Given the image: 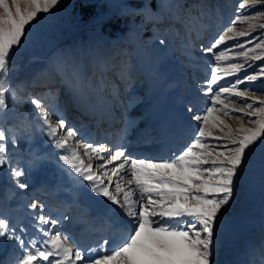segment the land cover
Here are the masks:
<instances>
[{
  "label": "snow or ice",
  "instance_id": "obj_1",
  "mask_svg": "<svg viewBox=\"0 0 264 264\" xmlns=\"http://www.w3.org/2000/svg\"><path fill=\"white\" fill-rule=\"evenodd\" d=\"M61 4L62 0H0V116L7 118L23 108L16 92L20 85L5 83L11 55L25 44L40 19ZM261 5L264 0H240L222 32L207 46L200 45L201 55L210 58L206 78L197 84L206 98L204 106L188 103L186 111L194 122L190 138L168 156H133L125 145L93 144L67 123L58 105L46 103L42 95H28L24 119L39 123L60 150L58 159L67 166L68 175L78 184L86 182L83 186L91 194L104 199L107 212L115 214L111 228L118 235L80 246L58 228L67 216L54 217L45 212L43 202H32L27 205L34 214L28 226L0 213V243L14 241L19 249L13 264H217L214 257L226 213L249 167V157L256 148L264 149V98L255 94L264 90V83L252 86L264 81V23L256 36L235 31L242 22L255 28L251 21L264 12L249 10ZM164 7L157 0L152 15H161ZM151 10L152 5L145 4L137 12ZM243 37L251 39H238ZM159 43L164 45L165 40ZM185 55L192 66L187 46ZM69 71L75 79L78 73ZM225 77L234 79L221 83ZM226 116L237 120L238 126L228 124ZM6 123L7 119L0 123V169H6L17 189L27 190L29 174L40 166L42 156L31 152L22 164L17 159L21 142ZM29 227L34 233H29ZM258 264H264V251Z\"/></svg>",
  "mask_w": 264,
  "mask_h": 264
},
{
  "label": "rangeland",
  "instance_id": "obj_2",
  "mask_svg": "<svg viewBox=\"0 0 264 264\" xmlns=\"http://www.w3.org/2000/svg\"><path fill=\"white\" fill-rule=\"evenodd\" d=\"M227 1L194 0L193 5H189L184 12L181 0H162L165 5L162 14L154 16L152 13L155 12L157 0H62V4L57 6V9L40 19L39 25L33 29L25 44L14 50L10 57V71L5 83L20 85L16 92L23 108L10 112L7 118L0 116V123L7 119L4 126L11 128L20 140L21 147L17 152V159L22 164L31 152L42 156L40 166L29 174L28 189H44L54 182L64 186L58 193L64 196L68 204L65 201L66 205L60 210V214L67 216L68 219L62 220L58 228L69 234L80 246H84L78 242L81 237L69 228H73L77 220L84 221L82 218L84 213L77 212L75 205L78 204L80 208L83 206L77 199L86 182L78 184L76 178L68 175L67 166L58 159V154H61L60 150L55 148L46 133L41 130L39 123L31 118L27 121L24 119L23 110L29 107L28 95H42L46 103L58 105L67 123L79 129L76 123L71 122L72 119L68 117V110L64 106L65 102L73 96V91L59 76L60 73H67L66 65L58 63L57 60L68 61L70 59L73 63L76 56L80 65L83 60L87 70L89 56L96 60L101 48L105 54L106 48L110 47L106 56L102 58L103 64L107 62L109 56L113 58L120 46L123 51L120 52L119 59L114 65L116 75L106 79L102 77L103 86L109 81L112 86L108 87L107 84L105 88L108 92L105 102H109L119 110L123 119L121 122L128 126L122 131L120 139L123 145L132 144L128 149L131 150L129 152L133 156L161 153L168 156L170 150L178 148L190 138L191 126L194 122L190 121L189 113L186 111L188 103L194 101L198 107L204 106L206 98L198 92L197 84H202L205 80L210 58L202 56L199 48L201 44L207 46L213 38L220 34L235 14L240 0H230V3ZM145 4L152 5L151 12L138 14L137 10ZM263 7V5L257 6L249 11L252 14L264 12ZM131 11L135 13L129 14ZM145 15L150 17L148 21H145ZM136 17H138L137 20ZM175 17L180 23L173 20ZM127 20H129L128 23H125ZM150 23L154 25L151 29L148 26ZM163 23H166V26H163ZM251 23L256 27L249 29L247 22H242L236 24L235 31H251L252 36L259 35L261 31L259 24L264 23V16H259ZM101 25L104 26L101 28ZM96 26L100 29L90 32L85 43L78 37V34ZM147 31H151L152 35L146 38L143 34ZM229 35L233 34L229 33ZM159 39H164L165 44L161 45ZM238 39L245 41L251 37ZM233 42L229 41V43ZM186 46L191 50L192 66H189L188 57L185 55ZM129 48L131 51L128 50ZM229 55L232 56L234 53H229ZM255 63L260 64L261 62L256 61ZM222 66L226 67L227 62H224ZM247 70L248 72L254 71L252 68ZM244 74V71L239 73L240 76ZM183 77L186 79L184 86L181 87ZM231 79L234 77H225L221 83L229 82ZM42 81L50 82L45 84L46 82L42 83ZM261 83L264 81L258 80L252 86L256 87ZM25 86L26 91H24ZM246 86L241 85V88ZM255 94L264 98V90L257 91ZM150 96L152 100H148ZM48 97H51V100ZM47 100L50 101L47 102ZM157 100H161L159 102L160 112L174 105L187 115L190 123L188 129L174 131L165 144L156 141V130L149 132L150 127L140 123L142 120L150 119L157 108ZM132 105L134 108L130 110L129 106ZM240 106V104L236 105V107ZM144 108L145 110L142 111ZM223 119L233 128L239 124L232 116H226ZM164 122V117H160L161 127ZM80 130L82 134L84 133V137L90 133L86 127H80ZM137 138H145L150 143L134 147L136 146L134 141L137 142ZM73 146L76 147V145ZM160 146L163 150L157 148ZM0 183V213L7 216L10 221H22L25 225L23 216L15 210L18 204L17 199H26V201H21L25 207L36 201L43 202L46 206L45 210L49 207V202L42 199L41 191L34 190L35 195L29 199L27 195L30 194L17 189L8 179L6 169H0ZM247 183L254 185L256 193L254 197L249 192L250 187ZM3 191L9 194L5 195ZM104 214L110 216L113 213L104 212L102 216ZM86 222L90 221L85 219ZM110 227L111 224L106 220L103 225L104 233L108 234ZM112 235L118 234L113 231ZM4 243L10 246L12 254L16 257L19 249L14 247L15 242L6 241ZM4 243H0V246ZM262 251H264V149L256 148L249 157V167L245 170L242 182L238 185V192L226 213L219 252L214 258L217 264H241L240 261L244 264H258ZM15 257L3 261V264H13Z\"/></svg>",
  "mask_w": 264,
  "mask_h": 264
},
{
  "label": "bare ground",
  "instance_id": "obj_3",
  "mask_svg": "<svg viewBox=\"0 0 264 264\" xmlns=\"http://www.w3.org/2000/svg\"><path fill=\"white\" fill-rule=\"evenodd\" d=\"M48 82H50V81H48ZM48 82H46L45 84H49ZM53 83V82H52ZM44 84V85H45ZM43 85V84H42ZM41 85V86H42ZM50 100H51V97H48ZM50 100H47V102L48 101H50ZM65 104H66V102H65ZM64 104V105H65ZM176 109V106H174V105H171L168 109H166V112L168 113V112H170V111H173V110H175ZM121 116V115H120ZM116 119H118L119 120V115H115L114 116ZM73 123V122H72ZM87 123H85V122H81V123H76V125L77 126H79V128L81 127V126H85ZM117 124H119V123H117ZM102 125L100 124V123H97V127H98V129H97V134L98 135H95V136H93V138H90V139H87L88 141H90V142H92L93 144L95 143V144H97V140L98 139H95L97 136H98V138H99V136H102V127H101ZM184 127V125H182V128ZM181 128V129H182ZM184 129V128H183ZM113 130H114V132H115V136L116 135H118V134H120L121 133V127L118 125V127H113ZM111 132V130H109L108 131V134H111L110 133ZM137 140V142H135L134 141V145H136V144H142V145H144L143 143H150V142H148V141H146V139L145 138H143V139H139V138H137L136 139ZM98 144H101V143H98ZM115 144V143H114ZM114 144H112V145H114ZM132 144H130V146H131ZM146 145V144H145ZM133 148V147H132ZM128 151H131L130 149H128ZM75 180V179H74ZM55 186H57V187H55ZM53 187H55V189H54V192L55 193H57L58 194V191L61 189V188H63L64 186L63 185H61V184H59L58 182H54V183H50L49 184V186H47V187H45L44 188V190H46V191H50ZM39 189H43V188H36V189H34V190H39ZM23 193H28V194H30V195H27V196H29V199L33 196V195H35V193H33V190H31V188L30 189H28V191L27 190H23ZM93 195V194H92ZM95 198H96V200L99 202V207H100V210H101V213H100V211H99V213L100 214H98L97 216H91V217H89V219H92L94 222L93 223H91L90 224V227H101L102 226V224L104 223V221L105 220H102V218H103V216H106L109 220H112L113 218H114V213L112 214V215H110V216H108L107 214H104L103 216H102V213H106L107 212V210H106V207H107V205H106V203H105V201H104V199L103 198H100V197H97V196H95V195H93ZM59 197H61V198H63V199H65L64 197H62L61 195H59V196H55V198H54V200H55V202L56 203H50V205H49V207L45 210V212L47 213V211H49V212H51V213H54L55 214V216H60L61 214H60V210L64 207V205H66V204H68L67 203V201H66V199L63 201V199H61V198H59ZM21 201H26V199H24V200H22V198H20V199H17L16 200V202L18 203L17 205H16V209L15 210H17L18 211V213H20L22 216H23V220H24V223H25V225L26 226H28V225H30V221H31V216L32 215H34L32 212H31V209H29V208H27V206L25 207L23 204H21ZM65 201H66V204H65ZM78 201V200H77ZM74 204V203H73ZM75 208H77V209H79L80 207H79V205L77 204V205H75ZM82 209H84V207L82 206L81 207ZM57 210H58V212H57ZM88 212H90V210L88 209ZM89 215V214H88ZM83 226H85V225H83L81 222H80V220L79 221H77L76 222V224H74L73 225V231L75 232V231H79V233H81V235H82V239L80 240V242L84 245V246H89V245H94L95 243H90V242H92V240L96 237V235L98 236V235H100V231H97L96 233H93V235H90V234H88L87 233V231H86V227L84 228ZM71 231V230H70ZM113 231V230H112ZM29 233H34V229H32L31 227H29ZM90 233H92V232H90ZM102 236V235H101ZM101 236H98V238H101ZM109 236V235H108ZM113 236V235H112ZM109 237H111V234H110V236ZM12 249V248H11ZM12 253H13V251L12 250H10V247H8V245H5V243H4V245L2 244L1 246H0V263H1V261H3L2 259H3V256L5 255V256H11L12 255Z\"/></svg>",
  "mask_w": 264,
  "mask_h": 264
},
{
  "label": "trees",
  "instance_id": "obj_4",
  "mask_svg": "<svg viewBox=\"0 0 264 264\" xmlns=\"http://www.w3.org/2000/svg\"><path fill=\"white\" fill-rule=\"evenodd\" d=\"M182 1V4L184 5V12L186 11V9H187V7L189 6V5H191L192 4V2L194 1V0H181ZM227 3H230L229 2V0L227 1ZM264 6V5H263ZM264 8V7H263ZM183 11H182V13H183ZM135 12H133V11H131V12H129V14H134ZM183 15V14H182ZM133 19V18H132ZM136 20L138 19V17H136L135 18ZM173 20L174 21H178V19L175 17V18H173ZM128 21L129 20H127L125 23H128ZM160 25V24H159ZM104 25H101L100 27L102 28ZM149 28L151 29L154 25L152 24V23H150L149 25ZM163 26H166V23H163ZM100 27L99 26H96L95 28L94 27H92L91 29H88V31L86 30V31H84V32H82L81 34H78V37H80L82 40H86V38L89 36V34H91L90 32H94V31H98L99 29H100ZM98 28V29H97ZM80 29L78 28V31H79ZM152 34V32L151 31H147V32H144V37H149L150 35ZM57 43H58V41H57ZM54 45H56V44H54ZM107 50H108V47H107V49L105 50V53H107ZM128 50H130V49H128ZM113 51V49L111 48V52ZM123 51V49H122V47H118V52H116V54L115 55H113V58H110V60H111V63L114 65L117 61H118V59H119V54H121L120 52H122ZM67 76L70 78V79H72V77H71V75H70V73H69V71H67ZM73 80V79H72ZM248 184V183H247ZM249 185V184H248ZM254 185H249V192L250 193H252L253 194V196L252 197H254V195H256V193H255V187H253Z\"/></svg>",
  "mask_w": 264,
  "mask_h": 264
},
{
  "label": "water",
  "instance_id": "obj_5",
  "mask_svg": "<svg viewBox=\"0 0 264 264\" xmlns=\"http://www.w3.org/2000/svg\"><path fill=\"white\" fill-rule=\"evenodd\" d=\"M80 202L83 204L88 205L92 210L93 213L96 214L99 210L98 203L94 199V197L90 196L87 189H83V192L79 198Z\"/></svg>",
  "mask_w": 264,
  "mask_h": 264
}]
</instances>
